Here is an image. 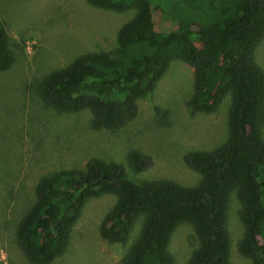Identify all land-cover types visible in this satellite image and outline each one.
<instances>
[{"label":"trees","instance_id":"obj_1","mask_svg":"<svg viewBox=\"0 0 264 264\" xmlns=\"http://www.w3.org/2000/svg\"><path fill=\"white\" fill-rule=\"evenodd\" d=\"M85 1L133 14L119 27L115 48L81 54L38 81L36 96L44 107L60 114L87 111L91 130H119L136 116L138 98L151 92L177 60L192 71L186 102L192 112L214 113L229 97L226 140L213 150L184 156L199 176L193 187L170 180L135 183L120 164L96 159L82 170L61 169L40 179L33 203L15 227L19 254L29 264H49L66 250L85 202L112 195L114 204L99 224L100 238L124 244L139 222L120 264H173L168 243L181 223L192 227L197 241L185 264H228L226 208L234 192L243 230L236 251L250 264H264V70L253 58L264 38V0H165L163 11L178 24L167 33L154 30L153 0ZM154 9L159 11V4ZM13 62L0 25V73ZM125 163L140 173L151 159L132 149Z\"/></svg>","mask_w":264,"mask_h":264},{"label":"rangeland","instance_id":"obj_2","mask_svg":"<svg viewBox=\"0 0 264 264\" xmlns=\"http://www.w3.org/2000/svg\"><path fill=\"white\" fill-rule=\"evenodd\" d=\"M164 1H151L153 27L161 33L178 27L173 14L163 11ZM157 4L159 11L154 9ZM132 14L133 10L97 9L85 0H0V25L14 58L11 67L0 73V264H29L16 249L14 232L34 201L40 179L61 169L82 170L88 160L96 159L120 164L126 179L135 183L170 180L193 187L199 176L185 165L184 156L225 142L229 97L214 113L192 112L186 104L192 94V71L177 60L169 63L151 92L138 98L136 116L113 132L91 130L87 111L56 113L37 98L36 85L49 72L81 54L115 48L116 33ZM253 58L264 70V38ZM260 133L264 141V128ZM132 149L151 159L147 170L132 173L127 168L125 155ZM114 201L112 195L88 199L71 228L66 250L49 264H120L139 222L124 244L101 239L99 224ZM239 207L235 193L230 192L228 264H250L236 251L243 232ZM196 245L192 227L179 224L168 243L173 264H185Z\"/></svg>","mask_w":264,"mask_h":264}]
</instances>
